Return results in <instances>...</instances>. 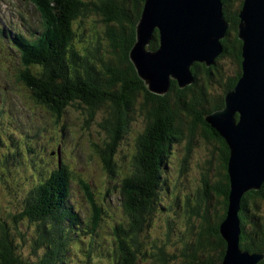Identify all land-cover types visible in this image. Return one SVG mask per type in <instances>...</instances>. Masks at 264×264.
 I'll return each mask as SVG.
<instances>
[{"label":"trees","instance_id":"16d2710c","mask_svg":"<svg viewBox=\"0 0 264 264\" xmlns=\"http://www.w3.org/2000/svg\"><path fill=\"white\" fill-rule=\"evenodd\" d=\"M37 1L40 9L43 6L51 11L56 29L45 45L28 49L23 64L26 67L10 75L16 76L15 81L20 86L24 84L23 89L48 108L55 125L61 127L63 145L70 136L63 122V114L66 115L63 110L84 107L91 119L101 112L105 114L103 129L109 136L116 135V139L110 147L105 142L112 155L102 153L101 157L109 171L112 189L118 186L123 192L120 196L128 217L115 226L116 239L88 250L81 246L83 261L77 256L71 258L83 264H93L96 257L110 264H141L146 260L150 264H223L228 244L221 225L230 210L231 151L207 117L225 108L227 93L242 76L238 25L244 0H222L225 18L231 26L228 37L221 41L224 53L217 58L215 66L194 64L195 83L180 88L172 81L169 93L162 96L148 90L130 58L146 0ZM89 19L95 22L99 19L104 29L99 28V33L93 26L91 31L84 30L77 35L74 24ZM81 39L85 45L82 50L78 46ZM96 44L103 57L94 50ZM158 48L156 30L147 49ZM225 56L233 59L234 72L227 81H220L218 61ZM8 82L1 76L0 84L11 87ZM136 120L146 125L140 136L141 132L130 133V125ZM130 135H133L127 146L130 152L122 154L127 167L123 162L120 164L128 173H123L120 181L117 176L122 167H117L115 148L121 139L124 141ZM196 145L209 149L211 155L204 159L206 155L194 153L192 149ZM45 149L51 153L52 149ZM68 155L70 161L64 158L61 163L57 157L50 168L41 155L34 159L29 170L38 173L40 179L31 185L24 203L21 200V206H25L19 216L26 220L27 227L34 228V235L20 231L18 237L10 234L5 224H0V264H72L68 257L74 254L71 247L81 239L76 231L81 233L84 212L71 203L72 157ZM5 160L6 165L12 160L18 162L14 154ZM5 160L1 162L5 164ZM117 179L118 185L114 184ZM79 183L86 193L91 191L88 182L80 180ZM87 200L91 214H94V205L101 209L93 196ZM162 213H167L170 220L158 222L156 218L153 225L154 218L152 221L150 218ZM238 217L242 228L240 249L250 254H264V184L260 190L242 196ZM177 223L184 224L183 238L178 236L175 240V244L181 245H176V256L166 255L168 248L162 237L169 235V225L174 228ZM90 233L98 237L97 225ZM189 237L191 240H187ZM27 238H30V249L23 245ZM95 250L97 256L93 254ZM257 264H264V259Z\"/></svg>","mask_w":264,"mask_h":264},{"label":"water","instance_id":"95a60500","mask_svg":"<svg viewBox=\"0 0 264 264\" xmlns=\"http://www.w3.org/2000/svg\"><path fill=\"white\" fill-rule=\"evenodd\" d=\"M242 76L226 95V106L207 117L230 151L229 215L221 225L228 244L223 264H257L264 254L240 250L238 217L242 196L264 184V0H244L239 13ZM230 22L222 0H146L136 27L131 61L148 90L156 95L195 83L194 64L212 66L224 53ZM159 32V48L147 47Z\"/></svg>","mask_w":264,"mask_h":264},{"label":"rangeland","instance_id":"374dc122","mask_svg":"<svg viewBox=\"0 0 264 264\" xmlns=\"http://www.w3.org/2000/svg\"><path fill=\"white\" fill-rule=\"evenodd\" d=\"M39 1L41 2V0ZM85 1H94V0H85ZM34 2L37 3L38 1L34 0ZM16 7H18V5ZM42 7L40 10H41L43 18L41 22H39L37 19L36 24L38 28L40 29H44L43 28V24H44L45 29H47L48 31L52 33L54 32V28L56 29V26H55L56 23H54V17H52L51 11L49 9H47L46 7L45 8L43 7L44 8L43 9ZM3 12L6 18L10 19L8 11L4 9ZM34 15H36V13H34ZM38 16L39 18H41L39 13H38ZM4 20H5V17L0 15V26L6 25V27L17 28L16 26L17 17L12 18L11 21L6 20V22L8 21L10 22V23L8 22L7 24H5ZM93 26L95 27V30L99 33H100L99 30L101 28L104 29V26L102 25L99 19H98V22H95L94 19H89L88 21H84V22L80 21L78 24L75 23L74 31L77 35H79L82 32H84V30L91 31L89 29H91V27ZM6 27L5 29L9 31L10 29ZM18 27L19 29L26 30V28L24 26H21L20 24H18ZM7 31H6V34L9 35ZM79 42L81 44H79L78 46L79 47L81 46L80 49L82 50V48L85 45L84 43H82V39L79 40ZM91 43L94 44L93 42ZM94 48H95L94 50H98V56L103 57L101 56V53H100L101 51H100V48L97 47V44ZM8 58L11 59L10 56H8ZM219 58L220 57H218V59ZM216 61L212 66H215ZM218 63H219L218 70L220 69L219 70L220 72L219 80L227 81L232 76L230 74L234 72L233 59L229 56H225L224 58L220 59ZM5 67L8 68L9 66L7 65ZM9 68H12V67H9ZM5 71L6 72L2 73V77L5 79H6V76L8 77L7 80L9 81V84L12 86V90H9V93L14 94L15 97H17V98L14 97L15 98L14 102L17 103V106H20L21 111L17 108L18 112L20 113H15L14 110L16 107L9 108L8 112L10 113L11 111L12 115L9 116L10 120L5 122L6 128H4L0 123V162L8 158L9 154H13V153H16L15 155L21 154L22 157L19 160H17L18 162H15L13 160H12L13 162L10 161L8 165H6V160H5V164H3V162L0 163V193L5 192L4 195L0 197V224L2 223L5 224L4 226H6L10 234H14L18 236V232L20 233V231H23L24 234L28 232L33 236L34 228L27 227L28 223L26 222L25 219H19V216L22 213L24 206H25V204L21 206L20 202L22 200L24 203V200L27 197L29 190L32 189L31 185L35 184L40 179V178H37L38 173H30V170H29L31 165L35 163L34 159H36V157H40L41 155L47 161L46 164L48 168L55 165L56 163L55 158H57V156L55 154L53 155L52 153L48 154L45 148H50V146L53 148L55 147V145L57 144L56 139L58 138V135L61 134V127L60 125H52V122L50 121L51 118L48 117L49 110L47 107L41 106V108L45 110L43 112L42 109L37 105L38 101L36 100L37 101L36 102L34 100L35 98L34 99L32 97L28 98V95H26L25 93H23V91L18 89L20 84L17 83L18 81L17 82L15 81V79H17V77L14 76L15 74L10 75L12 70L5 69ZM166 93H169V92L167 91ZM3 96L6 97L7 106H15L13 100L4 93H0V103H2ZM24 107H27L28 111H26ZM23 112L33 113L34 117L36 118V120L34 121V124L40 127H43L44 131L42 130L39 136L36 135L38 129H36L35 127H33L35 130V133H32L33 132L32 127L26 125L24 128L23 125L16 124V122L18 121L17 116L25 115V113ZM62 112H66V115H64L63 113H61V115L63 114V118H64L63 122L67 123V124L64 123V125L65 127L67 126V128H69V133H70V136L67 139V143L62 145V147L63 149L69 152V156H72V161L70 162V166L72 168V173H73L72 187L73 186L76 187L77 184H79L80 180H83V183L84 181L88 182L89 185L91 186V191H88L86 193L84 190L85 194H87V197L84 194L82 188L78 187L77 188L78 193L75 192V196L72 198V200L75 201L76 206L82 212L88 213L91 211H90V206H89L87 198L90 201L93 196L94 198H96L97 202L102 206L103 210H106L105 213L102 214L99 206H95V205L93 207L91 206L93 208L94 215L97 217V219H99V216H100V218L103 221L102 222L98 220L95 221V218L93 219L91 217V221L93 219L94 225L92 224L89 225L90 229L92 228L95 229L96 225H99L101 223L100 224L101 229L100 231L98 230L99 233L97 237V245L106 244L112 238L116 239V236H114L115 235L114 228L116 224L118 222L124 223L126 220H128V217L125 214L124 208H122L118 203L120 201V197H121L120 195L123 193L122 191H120L121 188L120 187L118 188L117 186V188H114L116 190L115 192H111L109 190L110 192L106 193V187L112 188L110 184H113V183L110 182V176L108 173L109 171L107 170V167L105 163L103 162L101 154L110 153V155H112L111 150L109 152L108 149L112 145L113 139H116V135L110 134L109 136L107 132L103 129L104 127L103 121L106 120V118L104 119L105 114L103 112L97 114L92 119L88 115V112L85 111L84 107L83 108L81 107V109L77 107H68L66 108V110H63ZM38 113L42 115L39 116ZM56 124H58V122H56ZM45 126L46 128H44ZM145 126L146 125L141 123L140 120H136L134 123H131L130 125V133L133 134V131H137L138 133L141 132L140 134H138V136H140L142 133L145 132L144 131L146 129ZM15 132H16V135L13 134ZM11 133L13 135H11ZM19 133L26 135L25 141H28L29 143L30 141L37 143L39 145L38 146L39 150H36L35 153H33L32 155L31 153L27 152V148L25 147V145L22 143L21 140L18 139ZM132 138H133V135H130L127 139H124V141L123 139H121L115 148L116 154L114 153V155L116 156L117 162L119 163L117 167L118 166L122 167L121 173L117 176L118 179H121L120 181H122V179L124 178V177L121 178V175L123 173L124 174L128 173V171L125 170V167H124V166L127 167V164H126V161L123 159L122 154L124 152H130V149H128L127 146L131 142ZM106 141L109 147H106L107 146L105 145ZM40 147L43 151L40 150ZM192 150L196 154L206 155L204 159H206L207 157H209V155H211L210 150L202 147L201 145H196L194 149ZM32 151L34 150L32 149ZM42 152H46L45 155H43ZM78 154L81 155L80 162L82 163L83 168L86 167L85 169H82L79 165L76 164V162H73V159H74L73 157L77 156ZM64 158H66L67 161H70L69 157L67 156L62 157L63 160ZM121 162H123L122 164H124V166L120 165ZM5 166L8 167V171ZM75 168L78 170L77 173L74 172ZM118 179L114 181V184H117ZM72 195L73 193H71V196ZM81 217L84 219H87V215H84V213L81 214ZM156 218L158 222L160 221V219H165V218L169 219L167 213L157 214L155 217L152 216L150 218V221L153 220V225L156 224V221H157V220L155 221ZM18 225H19V228H18ZM162 227H163V232H164V229L166 230V225L164 224L162 225ZM169 227L167 229V231H169V235H166V238H165L164 235L162 234L163 235L162 239L165 244V247L168 248V251H166L165 254L176 256L178 252V250L175 249V248H178V246L176 245H181V244H175V240L178 239V236L183 238L182 232H183L184 224L179 225L177 223L174 228L170 225ZM89 238L94 239L95 235L92 236V234H90ZM29 239L30 238H27L25 242L27 245L23 244L25 248L29 246V242H28ZM17 240H19V242L21 243L20 238H18ZM187 240H191V238L189 237ZM77 244L78 245H74L73 247H71V251L74 252V254L72 253L68 258L71 259V256L72 257L77 256L79 257V261L81 260L83 261V257H82L83 253L81 252L80 249L82 248L81 246H85L88 250V244L83 241H79ZM28 249L30 248L28 247ZM28 249L26 250V252H29ZM93 252L97 256L98 253L96 252V250ZM96 258H94L93 264H110V261L101 262V260L98 261V259ZM33 259L35 260V258ZM76 264H83V262L82 263L77 262ZM141 264H150V262L141 263Z\"/></svg>","mask_w":264,"mask_h":264},{"label":"bare ground","instance_id":"6f19581e","mask_svg":"<svg viewBox=\"0 0 264 264\" xmlns=\"http://www.w3.org/2000/svg\"><path fill=\"white\" fill-rule=\"evenodd\" d=\"M6 30V29H5ZM7 31V30H6ZM7 32H9L10 33V36H9V39L8 40H10V41H5V43L6 44H8V45H13V32L11 31V29L9 30V31H7ZM8 38V37H7ZM4 40H5V38H4ZM172 82V81H171ZM45 153V152H44ZM44 155V154H43Z\"/></svg>","mask_w":264,"mask_h":264}]
</instances>
